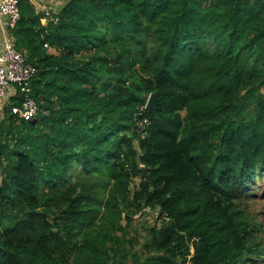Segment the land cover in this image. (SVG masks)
<instances>
[{"label":"trees","instance_id":"trees-1","mask_svg":"<svg viewBox=\"0 0 264 264\" xmlns=\"http://www.w3.org/2000/svg\"><path fill=\"white\" fill-rule=\"evenodd\" d=\"M57 1L10 33L49 114L0 110V264H264V0Z\"/></svg>","mask_w":264,"mask_h":264},{"label":"built area","instance_id":"built-area-1","mask_svg":"<svg viewBox=\"0 0 264 264\" xmlns=\"http://www.w3.org/2000/svg\"><path fill=\"white\" fill-rule=\"evenodd\" d=\"M23 0H0V110L10 105L12 98H17L20 105L11 106L14 114L32 121L41 111L32 96L31 81L38 74V68L29 63L24 55L15 49L11 30L21 18L20 4ZM47 0H32L45 13L42 18L46 24L51 17L50 11L44 7ZM52 1V0H51Z\"/></svg>","mask_w":264,"mask_h":264},{"label":"rangeland","instance_id":"rangeland-1","mask_svg":"<svg viewBox=\"0 0 264 264\" xmlns=\"http://www.w3.org/2000/svg\"><path fill=\"white\" fill-rule=\"evenodd\" d=\"M55 8H59V6ZM45 9L47 11H50L49 7H46ZM260 186L261 189L264 190V184H261ZM255 200L256 201L251 204V208L264 213V191H260L259 196L256 197ZM157 217V212L149 210H146L142 215L138 214L137 216H135L133 227L131 229V235L138 236L143 240L144 236L146 235L147 228L152 227L157 223ZM137 248H141V246L139 245Z\"/></svg>","mask_w":264,"mask_h":264},{"label":"water","instance_id":"water-1","mask_svg":"<svg viewBox=\"0 0 264 264\" xmlns=\"http://www.w3.org/2000/svg\"><path fill=\"white\" fill-rule=\"evenodd\" d=\"M158 104V99L156 98V96L154 94H152L147 102V110H151L153 109L155 106H157ZM35 120V119H34ZM33 120V121H34Z\"/></svg>","mask_w":264,"mask_h":264},{"label":"crops","instance_id":"crops-1","mask_svg":"<svg viewBox=\"0 0 264 264\" xmlns=\"http://www.w3.org/2000/svg\"><path fill=\"white\" fill-rule=\"evenodd\" d=\"M49 3L51 4V5H54L55 7H58L59 6V8H60V2L59 1H57V0H49ZM46 6H48V3L47 4H45V2H44V7H46Z\"/></svg>","mask_w":264,"mask_h":264}]
</instances>
